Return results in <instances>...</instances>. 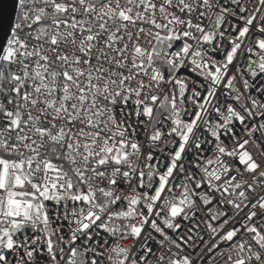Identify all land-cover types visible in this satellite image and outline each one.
Here are the masks:
<instances>
[{"label": "snow or ice", "instance_id": "1", "mask_svg": "<svg viewBox=\"0 0 264 264\" xmlns=\"http://www.w3.org/2000/svg\"><path fill=\"white\" fill-rule=\"evenodd\" d=\"M0 0V264H264V0Z\"/></svg>", "mask_w": 264, "mask_h": 264}, {"label": "water", "instance_id": "2", "mask_svg": "<svg viewBox=\"0 0 264 264\" xmlns=\"http://www.w3.org/2000/svg\"><path fill=\"white\" fill-rule=\"evenodd\" d=\"M3 7H4L5 22H7L8 14H9V11H10V5L8 3V0H5Z\"/></svg>", "mask_w": 264, "mask_h": 264}]
</instances>
